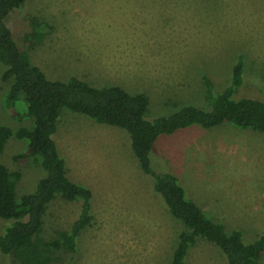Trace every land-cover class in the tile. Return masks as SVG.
Returning a JSON list of instances; mask_svg holds the SVG:
<instances>
[{
	"label": "rangeland",
	"instance_id": "1",
	"mask_svg": "<svg viewBox=\"0 0 264 264\" xmlns=\"http://www.w3.org/2000/svg\"><path fill=\"white\" fill-rule=\"evenodd\" d=\"M33 19L44 24L39 40ZM4 22L47 79L145 94L149 121L186 105L206 109L204 78L220 93L239 60L242 84L233 98L264 102V0H26ZM4 71L0 64V123L12 131L31 128L32 118L20 122L5 107ZM22 108L18 102L17 111ZM52 138L68 179L92 194V222L74 257L63 254L59 264H169L181 225L153 193L127 132L62 109ZM25 147L26 141L10 139L1 163L17 171L12 156ZM150 163L177 177L189 200L227 231H239L245 243L264 234L263 134L195 125L160 136ZM21 173L17 197L32 194L44 176L39 165ZM81 204L57 196L41 237L69 230ZM7 223L0 220V234ZM0 264L15 263L0 252ZM185 264L227 262L217 247L197 239Z\"/></svg>",
	"mask_w": 264,
	"mask_h": 264
},
{
	"label": "trees",
	"instance_id": "2",
	"mask_svg": "<svg viewBox=\"0 0 264 264\" xmlns=\"http://www.w3.org/2000/svg\"><path fill=\"white\" fill-rule=\"evenodd\" d=\"M25 2L0 0V64L5 68L1 80L10 82L5 107L20 122L32 118L31 128L16 131L0 123V159L10 139L26 141V147L12 156L17 171H9L0 160V220L8 222L0 234L1 254L15 264H59L63 254L74 257L78 237L92 222V194L88 188L68 179L67 167L52 138L61 110L65 109L127 132L131 151L142 173L151 180L153 193L181 225L169 264H185L197 239L217 247L227 264H261L264 234L245 243L239 231H227L189 200L177 177L152 170L150 163L160 136L195 125L202 129L230 125L264 135V102L233 98L242 84L243 62L239 60L233 67L230 83L220 93H215L210 81L204 78L206 109L186 105L169 116L149 121L145 118L149 105L145 94L131 95L119 86L98 89L76 78L52 81L33 66L28 53L14 41L4 22L11 12L23 9ZM30 25L39 40L42 36L38 31L44 24L33 19ZM18 102L24 105L22 113L16 109ZM30 164L39 165L44 176L32 194L17 197L21 171ZM57 196L68 202L80 200V213L69 230L57 233L53 239H44L43 219Z\"/></svg>",
	"mask_w": 264,
	"mask_h": 264
}]
</instances>
